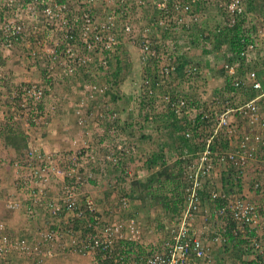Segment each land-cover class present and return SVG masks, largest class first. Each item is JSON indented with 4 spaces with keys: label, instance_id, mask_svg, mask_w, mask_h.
<instances>
[{
    "label": "built area",
    "instance_id": "2783aa9c",
    "mask_svg": "<svg viewBox=\"0 0 264 264\" xmlns=\"http://www.w3.org/2000/svg\"><path fill=\"white\" fill-rule=\"evenodd\" d=\"M4 1L7 12H11V15L9 13V17H6L0 25V37L4 48L11 50L17 43L36 33L35 41L42 53L48 55L50 68H60L64 73L63 77L77 76L79 67H86L96 59L99 66H106L124 42L128 41L134 46L139 45L141 59L145 65L150 64L151 61L160 64L155 67L153 79L142 90L143 96L151 99L155 95L154 85L165 87L166 78L174 73L181 63L174 55L176 46L173 40L167 44L164 43L165 41L154 42L152 38L154 24L145 27L141 34H137L134 25L129 23V20L125 22L119 20L126 13L125 11L129 10L127 9L128 0ZM214 1L217 3L218 13L222 19L221 24L215 29L217 35L224 32L227 34V31L235 27L240 19H244L243 28L248 29L247 32L252 37L248 43L246 37L242 38L241 43L244 44V47L238 51L234 50L230 43L222 45L223 52L226 54L225 69L231 79L232 86L235 91L243 89L259 94L252 96L250 100L237 108L224 105L222 106L223 110L219 107V104L223 102L222 97L214 95L212 102L207 106V111L204 109L202 111L200 104L187 95L171 94L168 90L161 96L166 107L172 109L179 117L191 118L189 123L198 128L199 134L205 135L204 133H206V136L200 140L202 144L197 142L199 146L195 153L197 158L187 164L185 169L188 171L185 177L188 178H185L187 185L183 189V210L177 220L169 226V236L165 240L164 249L152 250L154 254L150 255L139 254L135 259H130L125 247L115 249L116 240L124 237L120 235L119 229H114L119 227L113 225L102 229L100 228L102 217L95 215L94 221L88 222L89 233L84 239L77 236L69 240L72 242L71 245L75 246L82 254L91 256L94 260L93 264H106L105 260H109V264H216L206 241L208 237H211L214 242L222 244L225 241L224 230L228 228L233 236L249 241L257 251L264 254V203L253 201L238 191L234 192L223 188L218 183L222 182L223 171L230 166L235 168L236 174L242 179H247L251 168L257 174L253 188L264 194V180L261 179L264 177V166L259 165L258 157H256V151H260L264 156V116L262 114L264 83L258 70L249 68L247 65L248 62H251L249 55L258 49V34L260 33L264 38V17L257 28V24L251 23L250 25L248 16L251 15V12L245 6V0ZM197 2L198 0H139L138 3L139 7H147V4L150 3L153 8L158 9L160 15L165 16L164 19L161 17L162 24L171 18L177 24H184L187 15L194 17L200 14L194 10V5ZM101 3L105 4L103 11L98 10ZM30 18H33L31 23L35 22L31 29L26 24L27 19ZM54 29L61 35L57 42L53 43V49H51L43 43V38H51ZM167 57L172 59L171 66L162 64ZM185 70L192 75L202 73V67L197 63L189 65ZM85 87L91 98H95L97 94H107V87L99 85L94 80L89 84L85 83ZM20 96L23 100L21 103L22 113L26 116L29 126L31 117L34 120L37 116L40 120L46 117L45 112L39 109L38 104V101L40 102L45 96L44 88L30 85L20 93ZM27 99L31 101L32 107L28 110L29 100L27 101ZM168 111L169 109H165L166 113ZM245 122L247 127L242 125ZM191 130H188L186 135L192 139L193 132ZM226 141H228L227 144ZM119 148H122V145ZM34 159L44 163L36 167ZM49 162L38 148L30 150V160L22 168L23 173L28 172L23 183L27 184L25 193H27L28 202L41 209H60V205H62L66 215L77 212L78 216L86 218L85 212L87 211L97 214L95 202L90 197L82 201L84 208L79 206V202L75 198L80 195L84 185L77 160L73 161L68 170L64 163L59 171L54 172L49 169ZM216 165L219 168L221 166L220 170L216 171ZM54 175L63 179L64 189L66 188L67 192H70V196L60 197L59 200H56V196L51 193L54 189L50 188V179ZM203 175L207 176V183L211 185V188L207 186L208 193L203 191L202 185L198 181ZM213 176L219 179L213 181L210 179ZM204 194L209 197L205 199ZM56 195H60V193ZM216 199H221L223 203L220 206L216 204L211 211L208 201L216 202ZM59 202L61 203L59 204ZM203 205L206 209H203ZM7 207L16 210L19 209L20 204L17 205L11 199L8 201ZM201 212L205 213L206 220L211 222L213 228L197 232L194 222ZM3 228L4 225L1 224L0 264H9V255L5 254V251L10 246L18 250L22 257L33 253H40L42 257L46 258L55 255L54 247L60 234L58 228L52 227L51 231L43 232L41 237L34 236L33 241L25 242L17 239L13 244L10 243L7 236L1 235ZM129 228L132 231L136 229L135 219L130 222ZM136 237L137 233L133 239L136 240ZM46 243L51 245L48 250L44 249ZM6 246H8L7 249Z\"/></svg>",
    "mask_w": 264,
    "mask_h": 264
},
{
    "label": "rangeland",
    "instance_id": "374dc122",
    "mask_svg": "<svg viewBox=\"0 0 264 264\" xmlns=\"http://www.w3.org/2000/svg\"><path fill=\"white\" fill-rule=\"evenodd\" d=\"M139 0H128L127 9L124 15H122L119 20L121 21H127L129 20V23H134L136 32H140L141 28H143L146 23H150L152 21L153 17H149L148 14H145L147 11L150 12L153 7L150 3L147 4V7H139ZM103 6L105 4H100L98 10L103 11ZM199 7L198 11L194 17L188 16L186 17V23L184 24H177L174 22V20L171 18V20H165L163 24L161 21H158V25H162L161 28H165L164 36L166 39L163 40L164 43L167 44V42L173 40L175 42L176 50L174 55L177 56V60H179L181 63L184 61H193L197 62L200 59V52H198V49L201 50V48H205L203 46V43L198 40H195L196 35L194 34L198 27L196 25H201L203 19L205 16L207 17V13L209 11H206L208 7H214L218 11L217 3L214 0H204L200 4H195L194 7ZM245 6L249 8V12H251V15L248 16L250 25L252 24H259L261 23V19L264 17L263 10L260 11L259 3L257 0H245ZM117 8V7H116ZM9 13L11 15V12H7V6H5V1L0 0V25L1 23L6 19V17H9ZM259 13V14H258ZM138 16V17H137ZM162 19H164V15H160ZM262 17V18H261ZM151 18V19H150ZM261 18V19H260ZM134 19V20H133ZM33 18L27 19L26 24L30 27V29L33 27L34 23H31ZM33 22V21H32ZM123 22V23H124ZM30 23V24H29ZM258 25V26H259ZM219 26V25H218ZM201 27H199L200 29ZM216 29V28H215ZM214 29V30H215ZM185 31L188 32V34H194L193 36H190L189 42L192 46L196 47V50L193 48L188 49L186 42H188L186 37L182 36ZM61 34L57 30H53V34H51V38L44 37L43 43L47 46H49L51 49H53V43L57 42L58 37ZM213 39L217 37L216 34ZM228 34H224L223 38H227ZM36 33H33L29 38L24 39L22 42L17 43L11 50H6L3 46V43L1 41L0 37V204L1 202L5 203V206H7L8 201L12 199L17 205L20 204L19 209L23 208L24 202H27V193H25V188L27 187V184H22V180H25L27 173H25V177L23 176V165H25L28 160H30V150H34L35 148H38L43 155H45V158L49 160V169L54 171H59V168L61 169V165L64 166V163L66 165V170L70 166H72L73 161L77 160V166L81 168L82 178H87V181H84L86 184H84L80 195L75 196L76 200L79 202V206L82 208L81 203L86 197H90L95 202L96 209H102L104 206L99 208L100 205H102V201H100V195L102 192L107 191L111 195L109 199L107 198L104 205L106 207H109V211H101L102 217L104 222H102V226L100 228L105 229L108 226L117 225L119 228H114L115 230L119 229L121 231V236L133 238V231L129 228L130 222L133 220L131 219L132 215H136L138 217V225L142 228V230L145 231V234L141 233L135 238L136 242L139 245H143L144 247L148 246H159L160 243L166 242V238H168V232H169V226L172 222L176 221L179 217L180 213L179 211L175 212H168L167 214L164 212L165 208H160L159 206L153 205L152 207H149L148 213L144 212H136L135 209L132 207L134 204L136 205V200L133 199L132 196V188L129 187L131 184V180H134V178L128 177V180H121L118 179L119 176L116 175L115 169H117V165L122 163L126 160V163H124V167L129 166L128 158L131 157L132 153H137L139 156L143 155L144 153L150 152L151 145L149 144L152 140L150 138L153 137L152 129L150 130L148 128V122L146 121L144 117H142L140 114L136 115L138 119H136L135 128H139L138 131H136L133 134L128 133L125 129V127H122L123 130H120V127L118 125L117 128L114 127V130L110 131L107 130V134L105 135V138L100 137V131L95 132V140H87V136L85 135L84 131H78L76 130L75 133L66 134V138L57 137L58 134L61 136L59 129L60 124H58V116L60 115H68V112L76 107L78 103H76V100L70 95L69 93V87H73V90L77 92V95H81V101L80 106L76 107L74 116L76 117L78 125H86L88 124V117H95L94 124L98 128L103 129V126L101 124H107V118L111 119L113 117L111 112V115L105 114L104 111H100L101 103H110L113 102L112 99L109 97V95H100L97 94L95 98L90 97L89 91L86 90V87L81 82H75L74 85L70 84L71 82L65 81V80H71V77H63V72L60 68H50L49 61L44 59V53L40 50L39 45L37 44V41H35ZM189 43V44H190ZM210 46H212L214 43L210 42ZM50 49L48 48V52ZM185 51L189 53L192 52L193 57H186L184 56ZM198 53V54H196ZM223 53V52H222ZM203 56V53H201ZM191 55V54H190ZM173 56V55H172ZM223 56L224 53H223ZM189 58V59H188ZM194 58V59H193ZM226 58V57H225ZM224 58V59H225ZM255 60V59H254ZM256 61V60H255ZM155 62V61H153ZM152 62V66L156 67V65H160L159 62ZM251 62H253L251 60ZM250 62V63H251ZM47 63V68L45 72L42 71V64ZM165 66H171L172 65V59L165 58L163 60V63ZM226 64V59L225 63ZM258 64V69L260 71L264 70V53L260 54L259 61L256 62ZM254 65V64H253ZM255 66V65H254ZM32 67V68H31ZM112 68L115 69L116 65H112ZM181 68V65L179 64L178 69ZM256 68V66H255ZM25 69L26 71H30L32 69L33 78L31 82L23 83V81H20V73ZM29 69V70H28ZM257 69V70H258ZM175 71V72H176ZM259 71V70H258ZM37 72V73H36ZM174 72V74H175ZM184 73L188 75L186 70H184ZM205 73V72H204ZM76 74V73H75ZM79 74V73H78ZM77 74V75H78ZM206 74V73H205ZM62 75V76H61ZM191 77H194V79H198L197 76L189 75ZM97 77V75H96ZM82 79H84L82 77ZM193 78H185L183 81V84H180L181 86L178 87V90L181 95H187L191 99H193L195 102L200 103L201 100L205 102L206 98L211 99L213 94L217 90H222L224 92H228L229 95L228 98H230V102L232 106H239L246 101L250 100V98L253 96L252 94H255L254 91H244L239 90L236 95L231 97L230 95L232 92L228 90L227 87L219 86L218 88L210 85L209 82L206 85H201L199 87H206V90L203 91V97L199 95V92L201 91L200 88H198L196 85H198L199 81L192 82ZM88 80H94L99 85H104L101 83L102 80L99 79H91ZM101 80V81H100ZM192 82V85H191ZM185 83H189L192 87V89H187L185 86ZM30 85H35L37 87H42L45 89V96L42 98V100L39 102V109L45 112L46 117H43V119H39L37 116L36 119L30 118L28 125L27 118L25 115H23L22 110L23 107L21 106V103L23 102L22 97L20 96V93L29 88ZM232 85V82L230 83V86ZM114 86V85H113ZM119 87V83L114 86ZM232 87V86H231ZM220 88V89H219ZM201 91V92H202ZM239 93L241 94V97H239ZM247 93V95L245 94ZM245 94V95H243ZM135 95L134 101L135 103L131 104L129 102L128 106L127 103H123L122 105H119V110L121 111L122 106H126L127 108H134L139 110V108L144 102L145 98L143 97V93L141 95L137 96ZM237 96V97H236ZM101 97V99H100ZM31 99V98H30ZM103 99V100H102ZM29 99H27L28 101ZM100 101V108L96 112L94 109H91L90 107L95 104V102ZM28 108L31 107V101H28ZM73 104V105H71ZM114 105V104H113ZM103 106V105H102ZM148 107V108H147ZM201 107V106H200ZM142 110V108H140ZM146 109L152 110V107L149 105L146 106ZM85 110L87 112H85ZM124 109V118H125V124L128 123V112H125ZM131 110V109H130ZM80 112V113H79ZM130 112V111H129ZM110 113V112H109ZM43 114V113H42ZM164 114H166L164 112ZM89 115V116H88ZM153 115V114H152ZM98 116V118H97ZM66 117H62V121L66 120ZM87 118V119H86ZM132 118V115L129 116V119ZM178 119L179 122L176 123V120ZM101 120V121H100ZM33 121V122H32ZM54 122L55 124H51V122ZM167 124L165 129L163 131L164 134H171V136H177L179 137L178 142L181 144L180 135L181 133H184L186 135L188 130H191L193 132V149L196 147V145L202 144L200 143L201 138L206 136L199 134L198 128L194 127L193 125H190L189 122L191 121V118H186L185 116L177 115V117H171L168 120L166 119ZM51 125H50V124ZM65 124H62L64 127ZM244 127H247V123L242 124ZM11 126L15 127L18 131V133L23 134L26 137L27 147L22 151L21 154H18L15 150V148L8 146L6 139L4 138V131L6 129H9ZM66 126V125H65ZM143 126V127H140ZM184 126L188 128L184 132ZM146 127V128H145ZM119 128V129H118ZM145 128V129H144ZM191 128V129H190ZM65 132L66 128H62ZM80 130V129H79ZM84 130V129H83ZM133 130V129H132ZM121 131V132H120ZM103 134V132H102ZM86 136V138H85ZM150 136V137H149ZM165 136V135H164ZM187 136V135H186ZM57 137V138H56ZM166 137V136H165ZM176 137V138H177ZM182 137V136H181ZM94 138V137H93ZM167 138V137H166ZM161 139V138H160ZM198 142V143H197ZM120 145H122V148H119ZM224 147V144L222 145ZM226 146V145H225ZM168 156V159L172 161L173 163H176L177 160H185L186 164H189L191 161H194L197 157H195V153L190 152L189 149L183 150L181 154H177L173 159L170 156V154H166ZM53 162L52 164H50ZM35 166L39 167L44 162L41 160L34 159ZM139 163V162H138ZM142 165V163L140 162ZM254 165V164H253ZM252 165V166H253ZM180 168V167H179ZM178 168V169H179ZM221 168V166H220ZM219 166L216 165V171L220 170ZM143 170V171H142ZM130 171V170H129ZM140 174L143 176L142 178L145 179L150 174V171L145 168L140 167ZM132 172V170L130 171ZM222 172V171H221ZM133 173V172H132ZM218 173V172H217ZM131 174V173H130ZM139 174V173H138ZM122 175L125 176L124 172H122ZM132 175V174H131ZM220 177V176H219ZM54 179H59L60 183L62 184V187L54 182ZM213 181L218 180L219 178H215L213 176L210 178ZM241 180V179H240ZM244 184L245 182L242 181ZM65 182L63 179H61L59 176H52L50 179V188L51 190L56 189L55 193L51 191L52 194L56 196V200H59L60 197H68L70 196V192L64 189ZM247 186H250L245 184V188ZM253 188V184L250 186ZM230 190V188H228ZM237 189V188H236ZM66 191V193H64ZM253 191V190H252ZM60 195H56L59 194ZM177 193V192H176ZM174 198V195L172 196ZM26 199V200H25ZM177 201V200H174ZM61 202H59L60 204ZM110 203V204H108ZM173 203V202H172ZM141 202H137V205H140ZM213 205V202L211 203ZM60 209H48V208H38L37 210H34L32 208L26 210L27 212V219L30 224H34L36 226L35 230L31 233L33 234V237H41V234L43 232L51 231V228L59 229L60 232L62 231L64 227V234L60 236L59 234V240H64L63 235H67L69 237V240H72L78 236V238L82 237L83 239L87 236L89 233V229L87 228L88 223L85 221L84 217L78 216L76 213H70L66 215V212H64V207L60 205ZM19 209H16L19 210ZM62 209V210H61ZM139 213V214H138ZM142 215V216H141ZM155 216L158 219H153ZM145 218L153 220L152 225H148L145 221ZM47 220L48 226H42ZM157 220V222L155 221ZM80 221V223H78ZM66 222V223H64ZM162 223V225H160ZM59 224L62 225V229L59 227ZM65 224H71V226H66ZM65 225V226H64ZM125 227L122 231L121 227ZM167 226V228H165ZM159 228V229H158ZM57 239V240H58ZM56 241V240H55ZM141 242V243H140ZM57 243V242H56ZM72 244V242L70 241ZM227 243V242H226ZM225 245L222 247L225 248ZM48 245V243H46ZM61 247L64 246L63 243H61ZM51 246V245H50ZM150 247V248H151ZM64 248V247H63ZM68 248V247H66ZM163 249V247H161ZM160 248V249H161ZM73 250V246L71 248ZM77 249V248H76ZM161 249V250H162ZM68 250V249H67ZM66 251V249H64ZM78 254H68V258L71 260H74L77 264H92L91 259L89 256L82 254L78 249ZM138 251V250H137ZM75 253V252H74ZM80 253V254H79ZM137 254V253H136ZM36 254H30L25 259H23L24 264H47L49 260L54 258L57 254L53 257H42V255L35 256ZM89 259L86 263V259ZM36 259V260H35ZM9 260V259H8ZM29 261V262H28ZM93 261V259H92ZM94 262V261H93ZM51 264V263H50Z\"/></svg>",
    "mask_w": 264,
    "mask_h": 264
},
{
    "label": "crops",
    "instance_id": "0c3cea01",
    "mask_svg": "<svg viewBox=\"0 0 264 264\" xmlns=\"http://www.w3.org/2000/svg\"><path fill=\"white\" fill-rule=\"evenodd\" d=\"M259 3V8L260 11L263 10L262 12H264V0H257ZM199 7H194L195 11H198ZM206 11H209V13H207V17L205 16V18L203 19L202 22V26L201 25H196L198 27L197 31L194 33L196 35L195 40H198V42L200 41L201 43H203V46H205V48H201V50L198 49V52H200L198 54L200 56V59L197 61L198 63H200V65L203 66L204 72L206 74L202 75V76H197L198 79H194V77H191L187 74L184 73V70L188 68V64H190V62L192 61H184L183 63H180L181 68L178 69V72H175V75L173 76V78H170L168 80V83H166L165 87L160 88V90L158 91L157 95L158 98L156 97L155 99V107L152 108V110H147L146 108L144 109V106H141L140 108H142V110L139 108V110L136 109H132V108H127L126 106H122L121 111L119 110V105H122L124 102L127 103V106L129 104V102H131V104L135 103L136 101H134L135 99V95L139 96V89L138 87L140 85H144L145 81L144 80H148L150 77V73L153 72V70L155 71V67L154 66H145V64L142 62L141 60V52L138 46H134L133 44H130L128 41H125L124 44L120 47V52H119V59L121 61V66H122V71L119 75L118 78V83H119V87L116 89V91H119V96L117 99L114 100V102L110 103H105L103 104V102L97 101L95 102V104L93 106H91V109H94L96 112L98 111V109L100 108V104L101 103V110L100 111H104L105 114H111L112 115H118L117 118H111L108 119L107 118V124H104L101 122L102 126L104 127L103 129L98 128L97 126H95L94 121H95V117H88L87 121L88 124L86 125H78L76 117L74 116V112L76 107L80 106V101H81V95L78 94V96L75 97L74 94L77 95V92L75 90H73V87H77L78 85L75 86L74 83L75 82H81L84 84H89L91 83V81L93 80H88L89 78L91 79V77H93V79H101L102 80V84L107 87L108 90V83L109 80L107 77H102L101 75V71L99 69V65L97 63H95V61H91L90 64H88L87 66L89 67L88 69H86L85 71L87 72V74H85V71H81V74L79 73L77 76H73V78H71V80H65V81H69L71 82L70 84L74 85L71 88L69 87V93L70 95L76 100V103H78L76 105V107L74 106V108H72V110L70 112H68V115L65 114L64 116L60 115L58 116V124H60V129L59 132L61 134V136L58 134L57 137H62L63 139L66 138V134L70 133H75V131L77 130L78 133H80V131H84L85 135L87 136V140H95V132H99L100 131V137L103 139L105 138V135L107 134V130H114V127L117 128L118 125L120 127V130H123L122 127H125V118H124V109L125 112H128V123H130L131 121L134 120V122L136 123V119H138L136 117V115L140 114L142 117L146 119L145 116H143L144 113H152L154 116H156V122L155 123H148V128L154 133L153 137L150 138L152 140H150L151 142L149 143L151 145L150 148V152L144 153V154H153L152 152H155L156 154H161L164 153L163 156L164 158L169 162V163H173L172 161H170V159H168V156H166V154H170L169 157H171L172 159L177 156L179 152V150H181V144H179L178 140H177V136H171V134H169V136L167 134H164L163 131L165 129H167L166 125L167 121H166V117L164 115L165 109H166V105L165 103L162 101L161 96L164 94L165 91L170 90L171 93H175L178 90V87L181 86L180 84H183V81L185 78H193L190 79L192 80V82L194 81H199L198 85H196L198 88H200V90H206L207 88L204 87H199L201 85V83H203V85H206L208 82L210 85H213L215 87H225L226 86V82H227V75L225 73L224 70V63H225V56H223V50L221 47H219L221 40L219 41V39L216 37L215 40L213 39L214 35V29L221 24L222 19L218 13V10L216 8H214L213 6L208 7V9ZM158 12V11H157ZM149 12L147 11L145 14H148ZM259 14V13H258ZM262 18V17H261ZM260 18V19H261ZM259 25V24H258ZM256 26L257 28L259 26ZM199 27H201L199 29ZM164 31L165 29L162 27H158L155 28V39L156 40H164L166 39L164 36ZM259 33V31H258ZM194 34H188L187 31H185L183 34H181L182 36L186 37L185 39L188 40V42H186L188 49L193 48V50H196L195 46H192L191 43L189 42V37L193 36ZM258 51L256 53V62L259 61V56L261 54L264 53V38L261 36V34L259 33L258 36ZM210 42L214 43L212 46H210ZM230 42V41H229ZM190 43V44H189ZM203 53V56L202 54ZM191 54V55H190ZM225 55V54H224ZM184 56L186 57H193L192 56V52L189 53L185 51ZM117 57V56H116ZM188 58V59H189ZM194 59V58H193ZM112 65H116L115 60L111 59L110 60ZM32 68V67H31ZM29 70V69H28ZM83 72V73H82ZM203 72V73H204ZM33 71L32 69H30V71H26L25 69H23L22 71H20V73H17L18 75L20 74V81H23V83H29L32 81L34 75H33ZM37 73V72H36ZM153 74V73H152ZM260 76L263 79V83H264V70H262L261 72L259 71ZM97 75V77H96ZM147 75V76H146ZM82 77L84 79H82ZM100 80V81H101ZM114 81V79H113ZM191 82V85H192ZM187 89H192L191 86H189V83H185ZM219 88V89H220ZM87 90V88H86ZM196 91L199 92L198 94L201 95L203 97V91ZM264 91V89H263ZM242 94V93H241ZM241 94L239 93V97H241ZM247 95V93H245ZM243 94V95H245ZM259 93H255L253 94V96H257ZM136 96V97H137ZM237 97V96H236ZM101 99V97H100ZM103 100V99H102ZM114 104V105H113ZM73 105V104H71ZM103 105V106H102ZM130 111V112H129ZM85 112H87L85 110ZM110 112V113H109ZM262 114L264 116V104H262ZM132 115V118L129 119V116ZM89 116V115H88ZM62 117H66L65 121H62ZM98 118V116H97ZM164 118V119H163ZM101 121V120H100ZM50 124V123H49ZM51 124H55L53 121L51 122ZM50 124V125H51ZM62 124H65L64 127L62 126ZM106 126V127H105ZM143 127V126H140ZM62 128H66L65 132H63L64 130ZM146 128V127H145ZM144 128V129H145ZM80 129V130H79ZM84 129V130H83ZM119 129V128H118ZM103 132V134H102ZM121 132V131H120ZM167 137H165V136ZM56 137V138H57ZM94 137V138H93ZM150 137V136H149ZM86 138V136H85ZM161 138V139H160ZM161 143V144H160ZM163 145V146H162ZM198 147V146H196ZM193 150V149H191ZM194 151V150H193ZM197 150L195 149L196 153ZM256 157L257 161H259V165L264 166V156H262L260 151H256ZM143 171V170H142ZM140 169L138 171H136V177H133L134 180H143V176L140 174ZM133 172V171H132ZM131 174H135L134 172ZM139 173V174H138ZM248 177L247 179L244 180V184H243V194H245L246 196H248L251 200L259 202V203H264V194L263 192L260 191H255L253 189H251V185L253 184L254 180L257 178V174L254 173V171L250 168L249 173H248ZM234 176V177H233ZM224 180L222 182H218L223 188L228 189L229 188V184L233 183V178H235V170L229 169L228 171L225 172V174L223 175ZM262 177V176H261ZM264 180V177L261 178ZM54 182L59 184L62 187V184L60 183L59 179H54ZM250 185L247 186L245 188V184ZM130 187V185H129ZM132 188V187H131ZM253 190V191H252ZM55 191H57L56 189H54L53 193H55ZM133 193V190H132ZM205 195V199L206 197H209V195L204 194ZM133 199L136 200V205L134 204V206L132 207L133 209L136 210V207L139 208L137 205V202H141L140 199L138 197H136V194H132ZM109 197H111V195L109 194V192L104 191L101 193L100 195V201H102V205L99 206V208H101V206L104 208L100 209V211H109V207H106L105 202L106 199ZM107 202V201H106ZM208 205L210 206V209L212 211L213 208H215V205L213 204V206L211 205V201H208ZM110 204V203H108ZM203 209H206L205 206L203 205ZM137 211V210H136ZM142 213L146 212L148 213L147 209L144 210H140ZM138 211V212H140ZM166 214L168 213V211L165 209L164 211ZM139 214V213H138ZM169 214V213H168ZM137 215V214H136ZM142 216V215H141ZM139 219V218H138ZM153 219H158L156 216ZM145 221L148 225H152L153 224V220L151 221V219L149 218H145ZM157 222V220H155ZM45 223L42 226H48L47 220L44 221ZM66 223V222H64ZM78 223H80V221H78ZM3 224L4 228L1 230V235L2 236H7L8 240L10 241L11 244L14 243V241H16L17 239H19L20 241H25V242H29V240L33 239V234H31L36 226L34 224H30L28 222L27 219V212L24 208V204H23V208L19 209V210H12L9 209L7 206H5V203L1 202L0 204V225ZM66 226H71V224H65ZM64 225V226H65ZM160 225H162V223H160ZM194 226L196 228L197 232L206 230V229H211L212 224L210 221L206 220L205 218V213L201 212L198 216L197 219L194 222ZM59 227L62 229V225L59 224ZM167 228V226L165 227ZM213 228V227H212ZM64 229V227H63ZM62 229L60 233V236L62 235V233L64 234V230ZM159 229V228H158ZM64 240H57L56 245L54 247L55 253L57 254L54 258H52L51 260L48 261L47 264H77L74 260H71L68 258V254H78L77 249L75 248V246H73V250L72 245L69 241V237H67V235H63ZM33 241V240H32ZM225 242L227 241H223V245H225ZM61 243H63L65 245V247H61ZM141 243V242H140ZM206 243L209 245L210 247V252L212 255V259L214 260V262L216 264H233V258L234 256L232 254H227L226 253V249L222 247V244L216 243L213 241V239H211V237H208V240L206 241ZM231 242H228V244H230ZM8 246H6L7 249ZM68 247V248H66ZM50 248V244L45 245L44 249ZM64 249H66V251H64ZM68 249V250H67ZM75 252V253H74ZM5 254L9 255V260L8 263L9 264H19V263H23V259H25L26 257H22L20 254V252L16 249H14L13 247H9L6 251ZM80 254V253H79ZM89 258L91 259V262L93 264L92 261V257L89 256ZM27 259V258H26ZM89 259H86V263ZM29 262V261H28ZM31 262H29L30 264ZM237 264V262H235ZM24 264V263H23ZM78 264H82V263H78Z\"/></svg>",
    "mask_w": 264,
    "mask_h": 264
},
{
    "label": "trees",
    "instance_id": "16d2710c",
    "mask_svg": "<svg viewBox=\"0 0 264 264\" xmlns=\"http://www.w3.org/2000/svg\"><path fill=\"white\" fill-rule=\"evenodd\" d=\"M203 1L204 0H198V2L196 4H200ZM148 15H149V17H153L152 21L150 23H148V26L151 24H154L157 27H161L160 25H158V21L161 20V16H160L158 9L153 8L148 13ZM244 21H245L244 19H240L235 27H233L227 31V34L230 35V41L236 50H240V49H242V47H244V44L241 43L242 38L246 37L247 43L250 42V40L252 39L251 35L248 34V32H247L248 29L243 28ZM134 28H135V25H134ZM93 39L94 38L92 36V40ZM240 44H242L243 46ZM257 51H258V49L254 50L249 55L250 61L251 60L253 61L251 63L250 62L247 63L249 68L258 69L257 68L258 64H256V61L254 60L256 58ZM119 52H120V49L117 52V54L114 56V58H116L115 64H117L115 69L112 68V63L110 61L111 59L108 61V64L106 66H98L100 71H101L102 77L105 76L109 80L108 90L106 91V93H107V95H109V97L112 99L113 102L115 99L118 98L119 93H120L119 91H116L117 87H114V86H116L118 84V78H119V75L123 69L121 66L122 63H121V61L119 59V55H118ZM44 56H45L44 59L48 60V55H44ZM95 63H97V64L99 63L97 59H96ZM253 64L256 66V68ZM47 65H48L47 63H45V64L43 63L41 65L42 68L44 67L42 69L43 72H45ZM88 68H89L88 66L79 67L78 72L81 74V71L84 72ZM258 70L260 71V69H258ZM152 73H150L149 80L151 78H153V76L155 75V71L153 70ZM85 74H87L86 71H85ZM174 75H175L174 73H171L166 78V82L168 83V80L170 78H173ZM113 79H114V81H113ZM149 80H145L146 82H145L144 86L149 84V82H150ZM160 88L161 87H157L154 85L155 95L151 99H148L147 97L145 98V96H144L145 100L142 103V105L144 106V109L146 108L147 105H149L152 108L155 107V99H156V97L158 98L157 93L160 90ZM164 93L166 94L167 91H165ZM166 109H169V111L167 113L165 112L166 114H164L165 117L167 118V120L171 117H174V116L177 117V115L175 114L174 111H172V109H170L168 107H166ZM143 116H145V117L147 116L146 121L150 120L148 122L149 124L156 122V116L152 115V113H144ZM113 118H115V117H113ZM175 120H176V123L179 122L178 119H175ZM189 124L191 125V123H189ZM134 127H135V122L133 120L130 123H127L125 125V128H126L125 130L128 133L133 134V131L135 133L136 131L139 130V128L134 129ZM184 127H185L184 128V132H185L186 130H188V128L186 126H184ZM183 134L184 133H181V135H180V139H181L182 143H181V148H180L181 150H179V152H180L179 154H181L182 151L186 150V149H189L190 152H193V150L195 152V149L198 151V149H199L198 144L196 145L198 147H195L193 149L194 139L193 138L191 139V138L187 137L186 135L183 136ZM4 138L6 139V142L8 143L7 145L15 148V150L18 154H21L22 151L24 149H26V147H27L26 137L23 134L18 133L17 129L13 126H11L9 129H6L4 131ZM178 139H179V137H177V140ZM191 149H193V150H191ZM152 153L153 154H149V155L143 154L141 156H139L137 153H132L131 157L128 158L129 166H126V167L123 166L124 163H126V160L123 161L122 163L120 162V164L117 165L118 168L115 169V173L117 176H119L118 179H121L123 181L125 179L128 180V177H131V178L136 177L135 172L138 171L140 169V167L141 168L146 167V169H148L150 171V174L148 175V177H146L143 180L142 179L141 180H131V184H130V187H132V190H133L132 194H136V197H138L141 201V204L138 206L139 208L136 207V210L140 211V210L148 209L149 207H152L153 205H155V206L157 205L160 208H165L168 212L179 211V213L181 214V210H183V199L182 198H184L183 189L187 185L185 178L186 179L188 178V177H185L186 173H188V171L185 170L187 167L186 161L178 159L176 163H169L164 158V156H163L164 153H161V154H156L155 152H152ZM140 162L142 163V165L140 164ZM129 170L130 171L132 170L135 174L131 175L130 174L131 172ZM122 172H124L125 176L122 175ZM23 176H25V173L23 174ZM206 177L207 176H204V175L202 177L200 176L198 181L202 185L203 191L205 193H208L207 192L208 191L207 186L209 188H211V185L209 183H207L208 178H206ZM87 180H88L87 178H83V182L87 181ZM232 180H233V183L229 184L230 191H234V192L235 191H242L243 183L240 180V178H233ZM21 182L23 184L24 180H22ZM257 191H260V190H257ZM173 195H174V198L172 197ZM131 197L133 198V196H131ZM174 200H177V201H174ZM222 203H223V201L221 199H216V202H213L214 205L218 204L219 206L222 205ZM24 208H25V210H28L30 208H32L34 210L38 209L37 207H34V205L29 203L28 201L24 203ZM85 214L87 216L85 221H88V222L94 221L95 215L101 216L99 213L93 214V213H90L88 211L85 212ZM131 217H132L131 219H135V226H136V229H134L132 232L133 235H135L136 233L139 235L140 232L145 234V231L142 230L140 225H138V220H137L138 217H136L135 214L132 215ZM102 220H103V217H102ZM103 222H104V220H103ZM121 228H122V231L124 229H126L123 226ZM224 237H225V241H227L226 247H225L226 253L232 254L234 256L233 259L235 261L237 259H239L240 264H264V254H262L260 251H257L251 243H248L239 237L236 238L235 236H233L230 233L229 228L227 230H224ZM228 242H231V243L228 244ZM121 247H125L126 253L130 255L129 256L130 259H135L138 257L139 254L140 255L141 254L150 255V254H154L152 250H157V249H160L161 247H163V249H164L165 242L160 243L159 246H157L156 248H155V246L144 247L142 244L139 245L133 238L123 237V238L116 240L115 249L118 250V248H121ZM33 254H36L35 256L41 255L40 253H33ZM109 262H110L109 260L104 261V263H106V264H109Z\"/></svg>",
    "mask_w": 264,
    "mask_h": 264
},
{
    "label": "clouds",
    "instance_id": "9594fccd",
    "mask_svg": "<svg viewBox=\"0 0 264 264\" xmlns=\"http://www.w3.org/2000/svg\"><path fill=\"white\" fill-rule=\"evenodd\" d=\"M138 17V16H137ZM134 20V19H133ZM134 24V23H133ZM152 25V24H151ZM148 26V23H146V25L143 27V28H141L140 30V32H137V34H141L142 32H143V30L145 29V27H147ZM155 28H158L156 25H153V27H152V38H153V40H154V42H157V41H163V40H156L155 39ZM214 34H216V32H215V30H214ZM224 34H226V32H224L223 34H219V35H217V38L219 39V41L221 40V43H220V45H219V47H221L222 48V45L223 44H225V43H230L231 45H232V43H231V41H230V35L227 37V38H223V36H224ZM230 41V42H229ZM135 46H138L139 47V45H135ZM233 46V45H232ZM234 48V47H233ZM140 49V48H139ZM234 50H236L235 48H234ZM236 51H238V50H236ZM140 52H141V50H140ZM224 53V52H223ZM225 54V53H224ZM225 57H226V54H225ZM113 59H115V58H113ZM226 59V58H225ZM142 60V59H141ZM152 62L153 61H151L150 62V64H146L145 66H147V67H151L152 66ZM153 63H155V62H153ZM193 63H197V64H199L200 65V63H198V62H195V61H193L192 63H190V64H188V65H191V64H193ZM201 67H202V73L201 74H199V75H194V76H202V75H204L205 73H203L204 72V69H203V66L202 65H200ZM189 67V66H188ZM188 69V68H187ZM224 70H225V73H226V75H227V77H228V79H227V82H226V86L225 87H227L228 88V90L230 91V92H235L234 94L232 93L230 96L231 97H233L234 95H236V93H238L239 92V90L238 91H235L234 90V88H233V86L231 87L229 84L231 83V79H230V77L228 76V74H227V71H226V69H225V65H224ZM188 75H192V74H188ZM147 76V75H146ZM153 78H151L149 81H151ZM145 81V80H144ZM146 82V81H145ZM150 83V82H149ZM229 83V84H228ZM145 84V83H144ZM145 86L144 85H140L139 87H138V89L140 90L139 91V95H141V93H143V91L142 90H144L145 88H144ZM170 91V90H169ZM171 93V92H170ZM171 94H173V93H171ZM174 94H179V95H181L180 94V92L179 91H177V92H175ZM214 95H219V96H221L222 97V100H223V102L222 103H220L219 104V107H220V109L221 110H223L222 109V106H224V105H226V106H232L231 105V102H230V98H228V96H226V95H229V93L228 92H224V91H222V90H217L214 94H213V96ZM163 96V95H162ZM184 96H186V94L184 95ZM213 96H212V98L211 99H209V98H206L205 99V102L203 101V100H201V102L199 103L200 104V108H201V110L202 109H204V110H208V104L209 103H211L212 102V100H213ZM144 97V96H143ZM146 98V97H145ZM244 104V103H243ZM242 105V104H241ZM241 105H239V106H241ZM239 106H232V107H234V108H237V107H239ZM203 111V110H202ZM111 117H115V118H117L118 116L117 115H112ZM106 127V126H105ZM104 128V127H103ZM224 133V132H223ZM227 142L228 141H226V144H227ZM229 169H232V170H235V168H233L232 166H230V167H228V169L227 170H225V171H223V175L225 174V172L226 171H228ZM235 178H239L238 177V175L236 174V172H235ZM241 179V181H243L244 182V180L245 179H242V178H240ZM224 180V177H223V179H222V181ZM254 183V182H253ZM84 184H86L85 182H84ZM84 186V185H83ZM252 188V187H251ZM242 190H243V188H242ZM254 190V189H253ZM238 192H240V193H243L242 191H238ZM87 198V197H86ZM25 203V202H24ZM81 206H82V208H84V204L83 203H81ZM12 210H14V209H12ZM97 212L102 216V213H100L101 211L99 210V209H97ZM85 220H86V218H85ZM87 223H88V221H86ZM102 222H103V220H102ZM242 240H244V239H242ZM136 241V240H135ZM244 241H246V240H244ZM246 242H248V243H250L249 241H246ZM226 243V242H225ZM224 244V243H223ZM223 244H222V246H223ZM252 244V243H251ZM253 245V244H252ZM254 246V245H253ZM235 262H237V264H240V261H239V259H237L236 261L235 260H233V264H236Z\"/></svg>",
    "mask_w": 264,
    "mask_h": 264
}]
</instances>
